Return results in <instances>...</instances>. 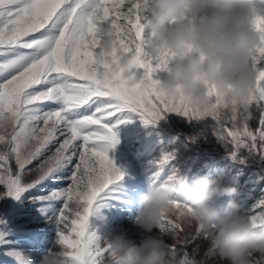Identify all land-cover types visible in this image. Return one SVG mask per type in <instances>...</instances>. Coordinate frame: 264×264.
Segmentation results:
<instances>
[{
	"label": "snow or ice",
	"instance_id": "1",
	"mask_svg": "<svg viewBox=\"0 0 264 264\" xmlns=\"http://www.w3.org/2000/svg\"><path fill=\"white\" fill-rule=\"evenodd\" d=\"M147 7L148 0H0V195L17 197L52 184L35 198L53 208L56 243L67 249L71 264H106L110 246L90 230L89 220L123 178L108 152L119 143L113 129L128 122L127 113L138 114L145 125L157 123L166 112L189 120L211 117L214 135L232 158H264V34L252 54L255 88L247 106L209 87L210 106L200 112L159 91V73L168 70L173 54L145 51ZM102 24L116 29L117 54L130 60L127 71L97 63ZM253 24L264 33V11ZM138 69H143L139 78ZM142 80L151 84L147 91L133 86ZM253 119L258 120L255 128ZM171 159L172 154L163 153L153 162L157 180ZM32 171L36 176L26 180ZM261 192L251 207L242 208L264 230ZM189 212L186 201L175 200L157 229L174 241L164 247L175 252L178 264H198L188 244L207 240L196 223L195 234H185V225L194 223L184 219ZM252 264H264V257L256 260L253 254Z\"/></svg>",
	"mask_w": 264,
	"mask_h": 264
},
{
	"label": "clouds",
	"instance_id": "2",
	"mask_svg": "<svg viewBox=\"0 0 264 264\" xmlns=\"http://www.w3.org/2000/svg\"><path fill=\"white\" fill-rule=\"evenodd\" d=\"M261 11L256 0H148L145 51L149 56L173 54L159 91L203 112L210 106L208 88L212 87L246 107L255 88L252 54L264 34L253 24ZM115 31L111 24L99 26L96 60L108 63L114 71H127L130 60L117 54ZM137 84L142 92L151 87L147 80L133 82ZM180 191L191 206L185 221L199 224L207 233L211 253L222 264H252L253 254L264 257V230L239 211L234 198L238 189L222 184L220 177L195 174L189 179L173 172L142 194L134 223L143 233L153 234ZM214 197H229L222 211L212 203ZM166 235L156 231L139 244L119 238L104 240L110 246L106 264H178L175 252L164 247ZM38 264H71V260L67 249L59 246L44 253Z\"/></svg>",
	"mask_w": 264,
	"mask_h": 264
},
{
	"label": "rangeland",
	"instance_id": "3",
	"mask_svg": "<svg viewBox=\"0 0 264 264\" xmlns=\"http://www.w3.org/2000/svg\"><path fill=\"white\" fill-rule=\"evenodd\" d=\"M264 11V0H256ZM139 78L143 69L134 70ZM165 73H159L163 78ZM128 122L119 123L113 129L119 143L109 149V156L124 173L123 178L112 185L113 193L99 202L98 210L90 216V230L96 232L102 241L112 242L117 238L139 244L149 235L134 223L141 196L150 186L158 184L173 172L187 176L207 175L220 177L221 183H231L238 189L235 199L240 205H251L262 195L264 189V158L246 156L241 161L232 158L223 144L213 133L211 117L191 119L177 112H166L157 123L145 125L136 113H127ZM258 120L250 121L252 128ZM227 127V126H226ZM163 153L172 154L159 179L155 177L158 161ZM35 168V162L31 165ZM36 176L32 171L25 177ZM66 184V182H65ZM60 187L64 184L58 185ZM53 187L44 184L33 190H25L17 197L0 195V264H38L42 255L58 248L57 225L51 206H45L35 197L44 195ZM174 199L184 201L182 191L174 194ZM229 197H214V203L221 211ZM60 206L59 202L55 207ZM196 225H185V234H195ZM167 243L174 241L165 237ZM210 248L208 240L197 239L188 244L198 264H222L218 256L206 255ZM14 253H21L19 259ZM107 259V257L105 258ZM255 259L260 260L259 254Z\"/></svg>",
	"mask_w": 264,
	"mask_h": 264
}]
</instances>
